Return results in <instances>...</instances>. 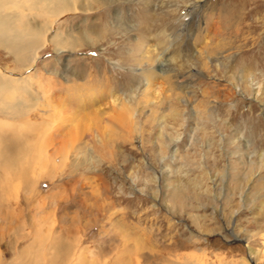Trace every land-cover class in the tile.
<instances>
[{"label": "rangeland", "instance_id": "374dc122", "mask_svg": "<svg viewBox=\"0 0 264 264\" xmlns=\"http://www.w3.org/2000/svg\"><path fill=\"white\" fill-rule=\"evenodd\" d=\"M45 40L30 66L0 48L17 97L67 110L42 179L5 191L0 264L56 238L91 264H264V0H95Z\"/></svg>", "mask_w": 264, "mask_h": 264}, {"label": "bare ground", "instance_id": "6f19581e", "mask_svg": "<svg viewBox=\"0 0 264 264\" xmlns=\"http://www.w3.org/2000/svg\"><path fill=\"white\" fill-rule=\"evenodd\" d=\"M93 2L95 0H0V48L23 66H30L35 62L38 51L46 44L45 36L53 24L65 13L87 11L88 5ZM152 58L153 56L149 59ZM174 59L176 58L171 60ZM23 84H28L27 80L13 78L0 71V210L4 208V194L11 180L18 178L34 184L42 179L45 162L46 165L47 162H55V155L60 153L59 150L63 148L65 142V137L60 134L63 128L59 125L57 127V124L52 125L44 134L45 139L41 140V138L44 137L43 128L46 125L43 119L45 110L58 109L63 115L67 110L57 102L56 95L51 96L50 100L44 98L42 103H35L34 99L28 97H26L28 101L24 97H17L19 93H27L25 89L27 86ZM133 93L132 91L130 94L122 95L123 97L111 98L106 105L108 108L105 109H109V113L118 117L120 121L123 114L129 113L132 108L130 102L134 99ZM34 109H40L42 112L40 116L42 118L35 123L28 118ZM97 112L98 110L94 113L90 112L89 115L96 117ZM80 119L83 121L84 116L81 115ZM80 124L82 127V123ZM49 148L53 150L52 153H49ZM32 175L35 177L34 181L30 179ZM51 241L49 247L51 250L48 249L46 255L44 254L47 258H42L40 255L41 258H27L32 250L36 249L33 248L34 245H30L22 248L16 261L9 264H91L85 259L71 257L72 251H68V246L61 239L56 238ZM249 253L253 251L249 250ZM136 264L140 263L136 262Z\"/></svg>", "mask_w": 264, "mask_h": 264}]
</instances>
